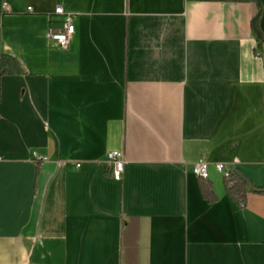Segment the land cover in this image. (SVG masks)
<instances>
[{"label":"crops","instance_id":"1","mask_svg":"<svg viewBox=\"0 0 264 264\" xmlns=\"http://www.w3.org/2000/svg\"><path fill=\"white\" fill-rule=\"evenodd\" d=\"M257 12L245 0H0V66L17 64L0 72V264H264ZM67 15L62 49L48 34ZM216 163L247 180L244 207Z\"/></svg>","mask_w":264,"mask_h":264},{"label":"built area","instance_id":"2","mask_svg":"<svg viewBox=\"0 0 264 264\" xmlns=\"http://www.w3.org/2000/svg\"><path fill=\"white\" fill-rule=\"evenodd\" d=\"M6 8V4H3ZM56 14H63L62 8H55ZM75 26L72 15H67L63 22L62 28L56 31H51L48 38L51 42L57 44L62 49H67L69 42L74 34ZM38 160H45V157H37ZM107 161L110 166V172L115 180H121L124 172V159L121 152L111 150L107 153ZM215 169L222 175L223 179L228 180L233 168L224 163H216ZM209 163L203 158H199L192 164V172L199 179L208 178Z\"/></svg>","mask_w":264,"mask_h":264},{"label":"trees","instance_id":"3","mask_svg":"<svg viewBox=\"0 0 264 264\" xmlns=\"http://www.w3.org/2000/svg\"><path fill=\"white\" fill-rule=\"evenodd\" d=\"M245 1H254L258 5V12L253 17L251 25L253 31L257 34L258 39L260 41H264V35L259 31V17L261 13V4L260 0H245ZM9 62V64H8ZM2 65L0 66L1 73H8L12 70L17 69V64L14 61H10V59L3 57ZM225 191L229 198L235 202L240 207H244L246 204V196L249 192L248 182L243 178L241 174H239L236 170H233L230 174L228 180L224 179ZM198 189L201 197L209 203L215 202L217 200V196L213 192L212 185L207 179H199L198 180Z\"/></svg>","mask_w":264,"mask_h":264}]
</instances>
